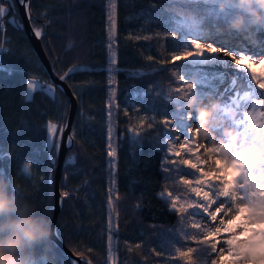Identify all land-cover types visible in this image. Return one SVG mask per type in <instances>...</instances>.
I'll return each instance as SVG.
<instances>
[{
  "label": "trees",
  "instance_id": "trees-1",
  "mask_svg": "<svg viewBox=\"0 0 264 264\" xmlns=\"http://www.w3.org/2000/svg\"><path fill=\"white\" fill-rule=\"evenodd\" d=\"M12 6L17 9V24L23 27L18 29L7 23L6 17L5 30L0 32V46L9 49L0 52V169L4 170V156H9L7 176L51 224L56 171V163L53 165L52 161L57 162L58 152L55 155L49 150L46 129L51 121L58 127L65 125L69 101L51 82L30 43L18 4ZM214 8L184 0L178 4H170L168 0L155 3L154 0H118L117 64L112 73L116 85L118 214L111 247L119 264H184L169 255L174 251L170 243L172 232L180 228L179 216L170 211L168 199L159 196L162 191L177 190L171 180L162 178L165 174L161 172L162 153L158 146L163 143L164 126L160 123L163 109L173 107L165 105L164 95L169 86L178 84L170 71L160 70L171 65L161 66L146 57L168 58L174 42L166 33L173 18L198 21L203 13ZM31 12L34 28L43 32L42 44L54 71L61 76L73 65L86 69L65 80L77 98L78 108L73 144L60 180L61 193L67 191L69 196L63 197L57 232L75 255L81 252L92 264H106L110 85L109 73L104 69L111 65L104 0H31ZM130 36L153 38L136 40ZM180 38L177 35V40ZM29 77L47 80L48 86L55 88L54 94L39 88L31 99L27 98ZM149 85L153 89L158 85L160 95L143 96ZM146 117H154V122ZM149 122L151 128L147 127ZM133 127L141 133L139 143L131 139ZM153 249L162 255L157 257ZM71 261L51 240L50 258L44 262L71 264Z\"/></svg>",
  "mask_w": 264,
  "mask_h": 264
},
{
  "label": "snow or ice",
  "instance_id": "snow-or-ice-1",
  "mask_svg": "<svg viewBox=\"0 0 264 264\" xmlns=\"http://www.w3.org/2000/svg\"><path fill=\"white\" fill-rule=\"evenodd\" d=\"M17 2L25 8V15L29 17L30 23L34 20L30 15L31 0H0V32L5 30L6 17L8 18L7 23L22 29V24H17L15 19L17 9L12 6ZM155 2L158 0H154ZM168 2L171 3L172 0ZM205 2L216 7L203 13L198 21L189 22L173 18L170 22L166 35L172 38L174 45L168 58L156 60L153 56L146 57L148 61H155L161 66L171 65L170 68L162 67L160 70L170 71L176 82L181 85L169 86L164 95L165 105L173 107L171 110L167 107L163 109V119L160 121L164 126L163 143L158 146V150L162 153L161 172L165 174L162 178L166 181L171 180L172 186L177 190L162 191L159 196L167 197L170 211L179 216L180 228L172 232L173 240L170 243L174 245V251L169 253L170 256H175L184 264H221L220 257L228 256L232 258L228 264H235L238 259L237 252L228 243L232 235L231 229L226 227L230 215L228 210L235 211L233 205L239 199L237 189H240L247 197L248 187L241 176H233L227 171L229 167L239 170V166L220 159L218 151L212 150L214 154L211 162L205 158V150L209 148L212 141L209 139L201 146L197 115L187 109L186 100L194 93H198L205 101L209 99L223 101V104H219L218 112V117L223 123L215 125L214 131L221 139H227L224 136V129L235 130L240 137L239 148L243 149L247 146L256 148L258 155L251 164L245 167V171L249 181L264 185V72L257 73L254 68L255 64L264 68V26L257 25L256 28V32L260 33L258 36L260 48L257 51L252 50L251 37L245 39L243 46H229L222 40L208 43L206 38L220 34L221 28L234 36L243 37V34L248 33L253 25L249 18V24L243 30L238 31L230 27L234 16L246 15L238 7L239 0H205ZM104 11L107 48L110 53L108 60L111 65L104 71L109 73V85H112L111 73L116 71L115 65L117 64V54L114 48L117 43L118 0H104ZM204 29H211V32H206ZM34 35L37 38L41 37L42 30L35 29ZM177 35L181 36L179 40H177ZM129 38L150 40L153 37L130 36ZM202 39L204 42H201ZM216 43H219L220 47H217ZM7 51L9 49L0 47V52ZM228 69H231L230 73ZM84 70L86 69L73 65L59 79L65 81L71 75ZM87 70L94 71L95 69ZM140 75L143 76L145 73ZM226 83L227 86H224ZM26 89L29 93L34 92L37 89L35 80H27ZM45 90L49 94L55 92V88L51 85ZM142 95L159 96V86L153 89L149 85ZM241 96L245 100L252 101L251 110L242 111L239 118H235V114L229 116L226 108L231 105L239 110ZM112 107L110 103L108 108ZM152 110L155 109L152 108ZM124 112L127 115V108ZM145 119L154 122V117ZM152 122L147 124L148 128L152 127ZM66 127V124L58 127L52 122L47 125L49 146L52 147L54 138H58L54 145L57 152L61 146L59 140L63 139ZM131 133L133 142L139 143L141 133L136 127L131 129ZM107 139V155L111 158L109 161L111 163L118 155L117 148H114L112 144L111 126L107 130ZM71 140L70 135L65 142L71 145ZM70 162L75 163L74 160ZM55 163L56 161L53 160L52 164L55 165ZM210 163L211 174H209ZM109 191L111 193V189ZM255 195L259 197L264 193L256 192ZM61 196L66 198L69 193L64 191ZM108 204L112 205L111 195ZM112 239L110 221L106 264H119L111 247ZM193 244L195 246H192ZM128 249L130 251L131 246H128ZM152 251L157 257L162 255V252L155 249ZM76 254L81 257L84 264H92V261L83 253L77 252ZM42 264L46 262L42 261ZM71 264H77V262L73 260Z\"/></svg>",
  "mask_w": 264,
  "mask_h": 264
},
{
  "label": "clouds",
  "instance_id": "clouds-1",
  "mask_svg": "<svg viewBox=\"0 0 264 264\" xmlns=\"http://www.w3.org/2000/svg\"><path fill=\"white\" fill-rule=\"evenodd\" d=\"M238 7L246 15L234 16L231 28L238 31L245 29L249 18L253 26H264V0H239ZM186 107L197 114L201 139H213L215 143L212 124L220 119L219 103L211 99L205 101L194 93L186 100ZM236 159L243 167L250 161L251 153H239ZM52 235L49 220L0 169V264H42V261L50 258ZM240 247L242 253L248 250L242 264H264V239L254 238L248 245ZM253 249L257 250L256 255L252 254Z\"/></svg>",
  "mask_w": 264,
  "mask_h": 264
},
{
  "label": "rangeland",
  "instance_id": "rangeland-1",
  "mask_svg": "<svg viewBox=\"0 0 264 264\" xmlns=\"http://www.w3.org/2000/svg\"><path fill=\"white\" fill-rule=\"evenodd\" d=\"M178 1L180 0H172L170 4H178ZM184 1L205 2V0H184ZM193 8L194 7L192 6L189 9H193ZM257 27L258 26H254V29H250L248 33H244L243 37L234 36L230 34L229 32H227L226 30L220 29V34L214 35V36H208L206 39L208 43L222 40L229 46H233V45L243 46L245 43V39L247 37H251L252 50L257 51L260 48V41L258 39V36L260 35V33L256 32ZM205 31L211 32V29L210 31L209 29H206ZM258 41H259V45L255 43ZM201 42H204V39H202ZM216 46L220 47V44L216 43ZM114 51L116 52V45H115ZM254 68L257 71V73L264 72V68H261L259 64H255ZM219 70L225 71L224 69H219ZM209 71H212V70L209 69ZM227 71L230 73L231 69H228ZM111 75L113 78V84L110 85V89H109V104L111 103L113 107L111 109L108 108V119H109L110 126L112 127V134H113L112 144H113V147L116 148V137H115L116 135V127H115L116 126L115 125L116 85L114 81L115 79L114 74L111 73ZM29 79L35 80L37 84V89L39 88L46 89L48 87L49 83L47 84V86L42 87L41 85L42 83L35 77H29L28 80ZM177 86H181V85L178 84ZM224 86H227V83ZM257 91H260V90H257ZM113 93L115 94L113 95ZM26 95H27V98L31 99L34 95V92L29 93L28 90L26 89ZM214 100L217 101L219 104H223V101L220 99H214ZM251 103H252L251 100H245L244 97L241 96L240 102H239V110L236 107L229 105L226 108V111L229 114V116H232L233 114H235V118H239L242 111L251 110ZM191 112H194V111H191ZM51 122L55 123L53 121ZM222 123H223L222 119L214 121L212 124L213 131H214L215 125L222 124ZM194 126H195V123L193 122V127ZM214 133H215V137H214L215 143L213 142V139H210L212 143L209 146V148L205 150V153H204L205 158H207L211 162L212 156L214 154L212 150L218 151L220 153V157H219L220 159L227 161L230 164H236L239 166V170L233 167H229L227 171L233 174V176H241L244 181V184L247 185L248 187L247 197L244 195V193L240 189H237V197L239 199L233 205V208L235 209V211H233L232 209L228 210L230 215L226 223V227L228 229H231L232 231V235L230 236L228 243L232 247H234L237 252L238 259H236L235 264H242L244 256L248 254V250H245L242 253L240 246L248 245L250 242L253 241L254 238L264 239V195L259 196V197L255 195L256 192L264 193V185H259L256 182L249 181L247 172L245 171V167L253 162V160L257 157L258 153H257L256 148L251 147V146H247L243 149L239 148L238 145H239L240 137L238 136L235 130L227 129V128L224 129V136L227 137V139H221L217 135L216 131H214ZM57 139L58 138H54L53 146L50 147L48 144V134H47V145L49 147V150L51 152L53 151V154L55 155H57V151L54 145L57 142ZM199 140H200L201 146H203L205 142L209 139H201V137H199ZM59 142L61 143V140H59ZM226 152L230 153L231 155H226L225 154ZM243 152L251 153V159L248 163H245L243 167H241L240 161L236 159V156L239 153H243ZM110 160L111 158L109 157V161ZM116 162H117V157L114 160H112L111 163L109 162L110 175H109V182H108L107 210H108V228H109V222L111 221L112 231H114L117 227V214H118V204H117V199H116V196H117L116 176H115ZM209 174H211V163H210ZM110 189H111V193L109 191ZM110 195L112 199L111 206H109L108 204ZM165 198L168 199L167 197ZM192 246H195V245L193 244ZM251 251L253 255L257 254V250L253 249ZM231 259L232 258L228 256L220 257L221 264H228V262Z\"/></svg>",
  "mask_w": 264,
  "mask_h": 264
},
{
  "label": "water",
  "instance_id": "water-1",
  "mask_svg": "<svg viewBox=\"0 0 264 264\" xmlns=\"http://www.w3.org/2000/svg\"><path fill=\"white\" fill-rule=\"evenodd\" d=\"M18 7L20 11V16L26 31V34L30 40V43L32 44L40 62L44 66L46 72L48 73V76L51 80V82L60 88L62 92L67 96V99L69 101V112L66 119L65 124L67 127L65 128V131L63 133V139H61L60 148L58 151L57 156V162H56V171H55V202H54V208H53V215L51 220V226L53 229V235L51 240L63 251L65 252L70 258L75 260L77 264H84V261L81 259L80 256L75 255L62 241V239L59 237L57 232V224L58 220L61 214V211L63 209V200L64 198L61 196V189H60V180L62 176V170L65 163V159L68 153V150L72 147L73 144V137H72V131H73V123L76 116L77 108H78V101L74 93L72 92L69 85L66 83V81H61L59 79V75L54 71L52 64L47 56V53L45 52V49L42 44V35L41 37L37 38L34 35V28L32 22L30 23L29 17L25 15V8L21 6L18 2ZM30 15L33 17L31 12V5H30ZM71 135V145L66 143L65 141L67 138ZM9 163H10V157L4 156L3 158V167L4 171L7 173L9 172Z\"/></svg>",
  "mask_w": 264,
  "mask_h": 264
},
{
  "label": "bare ground",
  "instance_id": "bare-ground-1",
  "mask_svg": "<svg viewBox=\"0 0 264 264\" xmlns=\"http://www.w3.org/2000/svg\"><path fill=\"white\" fill-rule=\"evenodd\" d=\"M195 4H197L198 6H204V5H208L210 7H216L215 5L213 4H209V3H205V2H202V1H199V2H194ZM222 29V28H221ZM252 29H254V26L252 27ZM257 45H259V41L258 42H255Z\"/></svg>",
  "mask_w": 264,
  "mask_h": 264
},
{
  "label": "built area",
  "instance_id": "built-area-1",
  "mask_svg": "<svg viewBox=\"0 0 264 264\" xmlns=\"http://www.w3.org/2000/svg\"><path fill=\"white\" fill-rule=\"evenodd\" d=\"M42 84V87L43 86H47V84H48V82H47V80H45V79H43V80H39Z\"/></svg>",
  "mask_w": 264,
  "mask_h": 264
}]
</instances>
